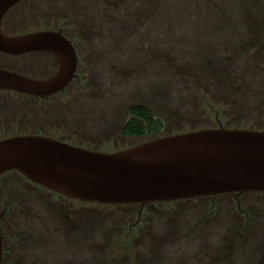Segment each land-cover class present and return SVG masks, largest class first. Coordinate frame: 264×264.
Segmentation results:
<instances>
[{
    "label": "rangeland",
    "instance_id": "obj_1",
    "mask_svg": "<svg viewBox=\"0 0 264 264\" xmlns=\"http://www.w3.org/2000/svg\"><path fill=\"white\" fill-rule=\"evenodd\" d=\"M256 20H264V0H22L4 27L33 31L61 23L67 35L85 38L81 73L58 103L61 118L50 131L68 119L78 132L72 144L116 150L153 137L121 134L131 103L163 120L159 134L220 123L264 129V33ZM0 101V133L26 120L32 125L33 112L40 128L50 124L43 110L23 107L18 96L0 91ZM49 190L15 171L0 179L4 261L262 264L260 241L246 240L240 230L230 258H212L231 238L230 228L243 225L230 201L215 202V212L207 198L147 203L137 222V204L83 202ZM248 201L261 218L264 194H246Z\"/></svg>",
    "mask_w": 264,
    "mask_h": 264
},
{
    "label": "water",
    "instance_id": "obj_2",
    "mask_svg": "<svg viewBox=\"0 0 264 264\" xmlns=\"http://www.w3.org/2000/svg\"><path fill=\"white\" fill-rule=\"evenodd\" d=\"M19 1L0 0V50L46 49L55 52L61 64L56 75L46 80L0 68V87L50 94L71 79L75 52L59 30L3 33L2 18ZM9 170L66 197L102 204L143 206L229 192L264 194L253 192H264V129L198 128L155 136L113 151L46 135L17 134L0 139V175Z\"/></svg>",
    "mask_w": 264,
    "mask_h": 264
},
{
    "label": "flooded vegetation",
    "instance_id": "obj_3",
    "mask_svg": "<svg viewBox=\"0 0 264 264\" xmlns=\"http://www.w3.org/2000/svg\"><path fill=\"white\" fill-rule=\"evenodd\" d=\"M21 1L22 0H20L19 2L14 4L12 7H10L8 11L5 13V15L3 16L2 22H1V30L3 33L9 34V35H17V34H22L26 32H31V31L20 30V29L11 30L9 28L6 29L4 27V20H5L6 15H8L16 7V5L20 3ZM41 29H54V28H41ZM41 29H38V30H41ZM55 30H59V29L55 28ZM59 31H61L64 34V36L70 41L74 49L75 56H76L75 69L73 71L72 77L62 88L50 94L40 95V94H31V93L22 92V91H18L14 89L0 87L1 92H5V93L18 96L19 99L23 101V107L28 106L29 104L30 105L33 104V107L36 105V108L43 110L50 124H46L45 126L40 128L41 127L40 124L36 123V118H33L36 115L33 112L32 125L26 122V121H30L31 120L30 119V120L24 121L21 124L17 123V125H11L10 128L6 127L5 133H0L3 135L8 133V135H5L4 137L17 135V134H40V135L50 136V137L71 143L70 142V139H72L71 136L78 133L77 131L76 132L74 131L75 130L74 126H71V125L67 126L68 119H66L65 125L61 123L62 120H65L63 118L62 120L57 122L58 123L57 127H60L61 125H64V126L57 128V130L52 129L50 131V129L54 126L53 122L56 119V117L61 118V112H60V107L58 103L63 102V94L72 85V82L76 80L77 78H79L78 76L81 73L79 71L80 58H79L78 48H79V44L84 43V39H85L84 37L69 36L65 34L62 30H59ZM60 64L61 62L57 54L53 51L46 50V49L31 50V51H26V52H21V53H8V52H4L0 50V68L11 70V71L20 73L24 76L34 78V79L46 80V79L52 78L58 72L60 68ZM57 95L58 97L60 95L61 96L59 98H56ZM37 106H41L42 108L37 107ZM18 113H22V112L19 110ZM21 118L20 120H22ZM127 118H128V113L126 115V119ZM63 128H65V130H62ZM16 131H25V132L11 134V132H16ZM122 135L124 137H132V135H127V134H122ZM75 145H80V144L76 143ZM11 171L20 173L17 170H9V171H6L5 173L11 172ZM5 173L0 175V178H2ZM249 192L250 191L229 192V193H222V194L204 196V197H199V198L183 199V200H197V199L207 198L209 199L208 202L212 204L211 212H215L217 209L215 202L221 205V203H226L227 201H230L231 205H233V208L237 210L238 213L241 215V218L243 219V225L242 226L239 225L240 227L237 226L233 229L232 227L230 228L231 238H229L228 242L223 246L222 248L223 250L221 249L222 251L219 254H216V253L214 254V256L212 257L214 260L217 257L218 258L226 257V259L230 258V256L234 253L233 248H232L233 241L236 238L235 237L236 234H234V231L240 230L241 234H245L246 240L248 239V237H250V239L254 240L255 242L257 239L258 241H260V244L257 245L258 258L261 259L262 264H264V243H262L261 241L263 240L262 236L264 235V215L262 214L263 216L261 218L257 217V215H260L259 213L253 212L255 215H252V211H250L249 208L255 207L254 203H250V201H248L247 202L248 205L247 206L244 205V195L248 194ZM253 192L254 193H264V192H257V191H253ZM223 195H225L224 202L220 198ZM155 203H163V202H155ZM143 207L144 205L143 206L139 205L138 220L140 219V215H141V211ZM220 224H221V220H220ZM214 251H216L215 245H214Z\"/></svg>",
    "mask_w": 264,
    "mask_h": 264
},
{
    "label": "trees",
    "instance_id": "obj_4",
    "mask_svg": "<svg viewBox=\"0 0 264 264\" xmlns=\"http://www.w3.org/2000/svg\"><path fill=\"white\" fill-rule=\"evenodd\" d=\"M225 22H226V24L227 23H229V24L232 23L233 24V22L231 20H225ZM254 22L256 23L254 26L257 27V31L259 32V34L260 33H264V20H256ZM232 24H230V26ZM57 26H59V27L56 28V29L62 30L63 32H64L63 29L64 28L66 29L68 27V25L61 24V23L59 25H57ZM69 28H70V26H69ZM251 31H250V34L252 36V32ZM260 106H262L264 108V101L262 102V104ZM127 113H128V118L125 119L124 123L122 124L121 130H120L122 134H127V135H132V136L152 135L153 137L161 136V135H167L168 134V133L167 134H159L160 131L164 127L163 120L160 117L156 116L155 113L153 112V110L149 106H147L145 104H142V103H132V104H130L128 106ZM220 125H223V124L220 123L217 126H220ZM206 127H213V126H205V127H200V128H206ZM236 128H243V127L237 126ZM248 128H250V127H248ZM193 129H198V128H191V129H187V130H193ZM187 130H184V131H187ZM22 132H25V131L11 132V134L22 133ZM179 132H183V131H179ZM173 133H177V132H173ZM173 133H169V134H173ZM155 134H159V135H155ZM2 135L3 134L0 135V139H1V137L3 138L5 135H8V133L3 135V136ZM85 145L86 144H83L84 147H87V148H90V149H97V150L101 149V148H94L93 146L90 147V146H85ZM103 151H106V150H103ZM107 151H113V150H107ZM19 174H21V173H19ZM49 191H51L52 193L57 194L59 196H62L64 198H69V197H66L63 194L54 192L52 190H49ZM70 199H72V198H70ZM72 200H74V199H72ZM171 202H174V201L163 202V203H171ZM90 203H95V202H90ZM138 211H139V209H138ZM136 217L138 219V212L136 213ZM138 221L139 220H137V222ZM0 225H1V234H2V264H10L11 262H9V260L4 261V259H3L5 250H4V247H3V241H4L3 215H2L1 212H0ZM132 226L133 225L130 224V223L128 225L127 224L125 225V233L126 234H129L131 232Z\"/></svg>",
    "mask_w": 264,
    "mask_h": 264
}]
</instances>
